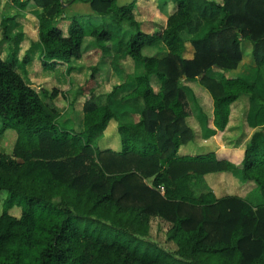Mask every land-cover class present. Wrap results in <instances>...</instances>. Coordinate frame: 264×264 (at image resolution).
<instances>
[{
  "label": "trees",
  "instance_id": "obj_1",
  "mask_svg": "<svg viewBox=\"0 0 264 264\" xmlns=\"http://www.w3.org/2000/svg\"><path fill=\"white\" fill-rule=\"evenodd\" d=\"M11 1L19 11L32 1L39 11L30 19L36 38L20 58L26 41L20 25L29 18L18 11L0 19V46L13 47L12 59L0 52V135L16 132L12 152L0 151V264H264V0H169L173 11L151 32L135 19L136 0H82L103 21L87 27L71 18L66 34L54 23L63 18L61 2L76 0ZM202 20L209 27L190 39L193 56L185 58L183 33L192 34ZM123 21L134 32L120 36L114 52L131 60L133 82L96 95L101 71L89 67L80 87L83 127L62 128L53 104L61 91H44V101L17 64L24 69L38 52L42 69L63 66L68 77L88 48L105 50ZM87 36L95 44L84 46ZM241 39L252 44L255 78L218 75L241 63ZM158 43L163 56L142 54ZM118 89L124 95L116 101ZM191 103L206 131L200 127L202 138L223 133L231 108L243 109L253 131L238 163L214 150L178 153L195 138L187 122ZM126 108L138 120H122ZM111 123L117 149L99 145ZM213 173L253 188L245 197L217 196L205 180ZM257 190L262 200L253 204ZM15 206L17 215L10 213ZM152 217L165 222L173 248L148 238Z\"/></svg>",
  "mask_w": 264,
  "mask_h": 264
},
{
  "label": "rangeland",
  "instance_id": "obj_2",
  "mask_svg": "<svg viewBox=\"0 0 264 264\" xmlns=\"http://www.w3.org/2000/svg\"><path fill=\"white\" fill-rule=\"evenodd\" d=\"M66 1V0H65ZM78 1V0H76ZM75 1V3H76ZM81 3H84L82 0ZM133 0H117L116 3L118 5H125L130 3ZM32 7H38L34 2H31ZM71 3V2H69ZM76 3L74 6L75 9H72V6L69 7L70 11L73 12V16H69V13L66 11L63 18L57 20L54 24L59 26L66 34L67 26L70 22L71 18H75L82 25L87 26L89 23L91 25L101 24L103 21V16L95 13V12H86L85 4ZM70 5L68 3L65 4ZM77 5V6H76ZM87 7H89L87 5ZM162 7V8H159ZM173 3L169 0H136L133 8V13L135 19L141 24L140 29L143 31L151 32L153 30H160L165 18L173 11ZM17 6L11 5L10 0H0V19L6 15H12L18 12ZM91 9V8H90ZM28 10L19 11L22 14L24 13L25 18L20 25L21 29L25 32V40L24 43H21V51L19 52V58L23 55V49L30 41L36 38V27L33 22L30 21L32 19L31 14L27 13ZM90 11V10H89ZM91 13V14H90ZM116 27V25H115ZM209 27V23L206 20H202L201 24L198 25V28L193 30L192 34L183 33L184 35V56L189 57L192 55L193 48L190 44V39L192 37L198 36L203 31H206ZM117 35L114 37L112 41L106 42L105 50H99L95 47L88 48L83 56L74 61V64L77 65L78 70L70 73L67 77L64 74V68L61 66L54 71L53 73L44 74L40 63H37L38 58H35L34 62L30 63L29 68L25 70L21 65L17 64L16 71L23 77L25 82L29 84L32 88H34L40 97L44 101H48L47 95H44L45 91L48 93L54 87H57L58 91L61 93L58 94L56 99H54L53 104L56 108L61 112V116L58 119V124L67 130H79L83 127L82 122V105L85 100V95L81 93L80 87L84 84L85 79L89 75L88 68L94 65H98L100 67V78L101 82L98 88L94 91V94L103 96L106 93H111L115 86H119L125 83L133 82V66L132 62L129 58L125 57L121 53H116L115 51V41L120 39V36L124 35V39L127 38L131 33L134 32V29L130 27L127 21H123L117 25ZM18 29V28H17ZM15 31V30H14ZM95 44V41L92 37H85L83 45H92ZM240 47L242 50V61L237 66V68L230 70L228 72L219 73L218 75H224L225 77H237L241 76L245 79L252 80L256 76V66L254 63V59L252 56V44L247 39H241ZM12 44L4 43L0 46L1 57L3 59H12ZM165 47L161 44H155L152 46H145L142 49L143 55H157L163 56L165 54ZM12 56V57H11ZM48 72V71H45ZM69 83V84H68ZM151 84L156 91L158 89V82L152 77ZM124 95L122 89L116 90V94L113 98L116 101ZM245 102L246 99L241 101V103ZM123 105V104H122ZM121 102H118V108L122 111ZM191 107L193 109V113H195V117L198 119L201 128L204 131L203 123L201 119L197 115V110L195 109L193 103H191ZM253 113L250 116V122H253ZM122 120L127 121H136L138 120V115L131 113L130 108L124 109V111L120 114ZM206 133V131H204ZM16 140V132L13 129H7L2 135H0V151L10 154L12 152V148L14 146ZM150 182V179L147 180ZM257 196H253V204L257 200H262L260 192L257 190ZM259 201V202H260ZM2 200L0 201V213L2 212ZM20 212V208L16 206L10 209V213L13 215L18 214V210ZM167 226L164 221H161L157 217H152L150 220V235L149 239L155 241L157 244L164 246L166 248H173L172 245L167 244L165 233Z\"/></svg>",
  "mask_w": 264,
  "mask_h": 264
},
{
  "label": "crops",
  "instance_id": "obj_3",
  "mask_svg": "<svg viewBox=\"0 0 264 264\" xmlns=\"http://www.w3.org/2000/svg\"><path fill=\"white\" fill-rule=\"evenodd\" d=\"M11 1V0H10ZM30 1L23 9L28 10V14H35L37 11H39V7H32ZM76 3H81V1H76ZM75 2L68 3L70 5H66L64 9V14L66 11L69 13V16H73V12H69L70 8L72 6V9H75L74 5L76 4ZM81 4H85V10L86 12H93L90 9V6L88 3L84 2ZM11 5L14 6V4L11 1ZM87 5L89 7H87ZM77 6V5H76ZM19 10L18 8H16ZM90 10V11H89ZM63 14V16H64ZM91 14V13H90ZM63 31V30H62ZM65 34V32L63 31ZM27 46L24 47V49ZM193 48V47H192ZM23 49V50H24ZM185 49V48H184ZM22 50V51H23ZM194 52V49H193ZM192 55L189 57L184 56V51H183V57L185 58H192ZM35 58H38L37 63H40L39 60V53L36 52L33 55V58L31 62H34ZM25 65V70L29 68L30 63ZM77 66V65H76ZM63 67V66H62ZM77 69L73 70L72 72L78 70ZM47 70H43L44 74L46 73H53L54 72H45ZM71 72V73H72ZM194 116L188 117L187 122L189 126L192 128V130L195 133V138H193L192 141L188 142L187 144L181 146L179 148V154L181 155H190L194 154L196 152H207V151H212L214 150L217 154L218 157L226 158L229 161L233 163H238L243 155V149L244 146L252 133L253 129L248 127L246 123V117L243 115V109L238 108V107H233L231 108V113L229 117V122L227 125L226 130L223 133H217L215 136H212L211 138H202L201 137V126L199 124L198 119L195 117V113H193ZM115 124L111 123L107 129L105 130L102 138L100 139L99 145L101 147H111L113 149L118 148V143H117V137L115 133ZM203 131V129H202ZM205 180L208 183V185L211 187L215 195H223L226 194L227 192H233L237 194L238 196L245 197L248 195V191L251 190L252 184L251 183H245V184H240L237 182L235 179L231 177L229 173H213V174H208L205 176Z\"/></svg>",
  "mask_w": 264,
  "mask_h": 264
},
{
  "label": "built area",
  "instance_id": "obj_4",
  "mask_svg": "<svg viewBox=\"0 0 264 264\" xmlns=\"http://www.w3.org/2000/svg\"><path fill=\"white\" fill-rule=\"evenodd\" d=\"M159 191H160L161 193H163V186H160V187H159Z\"/></svg>",
  "mask_w": 264,
  "mask_h": 264
},
{
  "label": "water",
  "instance_id": "obj_5",
  "mask_svg": "<svg viewBox=\"0 0 264 264\" xmlns=\"http://www.w3.org/2000/svg\"><path fill=\"white\" fill-rule=\"evenodd\" d=\"M61 5H62V7H64V6H65L63 2H61Z\"/></svg>",
  "mask_w": 264,
  "mask_h": 264
}]
</instances>
